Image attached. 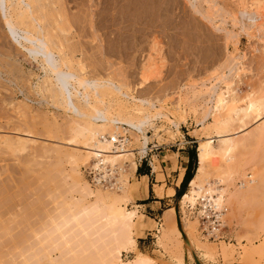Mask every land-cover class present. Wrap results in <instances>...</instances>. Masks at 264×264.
<instances>
[{"label": "rangeland", "instance_id": "obj_1", "mask_svg": "<svg viewBox=\"0 0 264 264\" xmlns=\"http://www.w3.org/2000/svg\"><path fill=\"white\" fill-rule=\"evenodd\" d=\"M57 1L43 0L42 3H47H44L46 10L38 6L34 9L38 19L43 17L41 21L48 25V34H53L49 36L62 47L56 53L62 52L67 63L86 77L101 82L109 80L120 87L119 90L102 87L100 98L90 96L95 105L109 104L113 111L137 116L149 110L166 115L155 118L146 129L149 135L146 154L141 159L138 154L136 157L130 154L122 160L126 198H119L115 205H125L134 210L135 216L130 227L134 245L123 249L119 258L125 262L141 255L148 257L151 264H264V230L255 217L261 212L260 207L264 210V198L248 202L249 198L243 195L244 201L239 195L237 204L236 201L225 204L223 227L216 238L208 236L201 222L193 218L195 214L191 210L196 205H186L180 212L183 220L178 218V224L184 236L175 212L178 216L179 199L195 177L198 147L207 135L212 136L215 146L218 131L231 135L238 132L235 139H240L236 147L239 163L231 185L234 182L237 186L248 175L252 179L257 175L255 167L260 162L255 155L260 153L261 158L264 139L259 142L256 133L264 128V111L258 121L253 115L245 117L244 122L237 120L225 128L222 126L223 129L217 125L204 128L200 122L205 108L211 105L207 103L211 86H223L219 80L225 75L231 76L239 105L260 98L264 104V47L251 26L254 17L247 8L249 0H62V15ZM1 10L0 7V136L28 138L34 143L23 150L0 144V264L34 262L38 255L39 264H73V257L78 258L76 263L100 264L97 253L104 241H108L107 237L101 238L103 229L93 235V245L87 244L83 234L76 239L74 230L68 231L65 237L69 245L63 250L64 255H59V250L51 251L58 239L56 235L48 241L42 237L53 220H58L68 209L80 210L98 204L104 208L113 202L105 195L122 192L90 182L84 168L93 165L94 159H84L81 138L78 144L68 142L73 134L71 126L83 121L72 112L54 106L57 98L46 92L51 78L46 84L42 82L46 75L40 59L30 57L9 36ZM147 53L152 55L157 74L144 81L140 70ZM120 91L147 99L154 107L149 108L138 100L130 101ZM208 121L211 122L210 117ZM241 128L244 129L240 131ZM131 137L125 149L135 152L132 149L141 143ZM251 156L256 160L251 165L258 164L254 169L250 164L247 167ZM175 158L179 169L175 167ZM211 159L205 160L204 169L209 170L204 171L207 179L203 173L195 186L206 188L217 180L211 168L216 161ZM186 169L189 176L183 181ZM225 183H220L222 188L230 182ZM85 184L92 192L85 191ZM173 225L180 234L173 231ZM44 251H50L56 259L48 262L42 257ZM89 256L93 257L92 263Z\"/></svg>", "mask_w": 264, "mask_h": 264}, {"label": "bare ground", "instance_id": "obj_2", "mask_svg": "<svg viewBox=\"0 0 264 264\" xmlns=\"http://www.w3.org/2000/svg\"><path fill=\"white\" fill-rule=\"evenodd\" d=\"M42 1L43 0H41V5H40V3H38L40 2L39 0H0V7L2 9L1 10L2 13L4 10V15H3L4 21L3 19L2 21L5 24L3 25L6 26V30L9 36L13 40H15V43H18L20 47H23L28 52L27 54L30 57L35 58V59H38V58L40 59L42 68L44 70L42 71L45 72L44 74L46 75L45 78H43L42 82L46 84L48 81V78L49 79L51 78L52 80L51 83L48 81L49 83H47L48 86L46 85L47 86L46 92L47 91L51 92V97L54 98L55 96L57 98L56 100L57 102H55V104L56 103L57 104L54 106H60L64 110L72 112L73 116L78 118V120L83 121V123L77 126L75 125L71 126L70 130L71 132H73V134L68 139V142L72 144H78L79 142L78 139L81 138L82 141L80 145L81 147L84 148L83 149L84 159L85 160L89 158L94 159L95 162L93 165H89L84 168L85 174L89 178L90 182L92 184L101 186L100 184H98L99 182L94 176L91 177L87 174L88 171L93 170L94 172L97 170H101L104 173H106V171H109L111 174H114V172H116L117 174L116 180L118 181L119 186L117 188H110V189H114V190L120 189L122 192L121 195H117L115 192L108 193L110 195L108 194L105 195L106 198H112L113 202L109 206H106L104 208H102L101 204H98L95 207H84V208H81L80 210L74 209L73 211H70L68 209L66 212L62 213V215L59 217L58 220H53L52 226L49 228V230H47V232H45V235H44L45 237L43 236L42 240L48 241L50 240L52 235H56L58 239H57V242L53 243L54 245H52L53 247L51 251L59 250L60 252L59 255H64L63 250L66 248L67 245H69V239L65 237L68 231L74 230L75 234L73 233L74 234L73 238H76V239L81 234H83L84 237L86 238L87 244L89 245L90 243L93 245V241L95 240V239L94 240L92 239L93 235L96 232H98L99 229H103L105 232V235L103 232L102 234L103 236H101V238L107 237L108 241H104L102 239V241H104V245L102 249L100 250V252L97 253L99 255L98 260L100 264H151L150 259L148 257L146 258L141 255L137 256L136 259L134 258L132 261L129 260L125 262H123L119 258L121 251L123 249L128 250L129 247H132L134 245V239L131 236L130 227L132 225V219L135 216L134 215L135 212L134 210L127 209L125 205L116 206L115 202L119 201L120 200L119 198L122 199L124 197L123 194H125V189L122 187L125 183H123V179L121 178L122 172H125V167L122 163V160L125 159L130 154L131 155L133 154L134 157H136L138 154L139 159H141L146 154V148L149 143V135H147L146 129L152 126L153 120H155V118L157 117L161 118V116H166V115L159 111L152 113L149 110V111H146L143 115L137 116L132 112L113 111L111 106L105 103L102 104V106L100 107L96 106L95 102L90 99V96L100 98V89H102V87L104 86H111L112 88L116 90H119L120 87L109 80L107 81L105 80L104 82H101L99 81V79L88 78L83 73L76 71L74 67L72 65L70 66L67 63L68 61H66V59L63 58L66 56H61L62 52L60 54L57 52L58 56H56L57 55L56 50L61 51L62 47L59 44H58L59 46L56 44L57 41H55L54 38H53L54 40H52V37L50 36L53 34H51V32L50 34H48L49 33L47 31L49 29V27H47L48 25L46 26L43 23V21H41V19L44 20L43 17H39L38 19V15L34 14L35 13L34 9L37 6L39 7V8L37 7L38 9H40V7L44 9L47 7V5H45L47 3L44 2L45 3L44 4L42 3ZM62 2H63L62 0L57 1L58 7H59V10L58 8L57 10L59 13H61V15H62V12H60V9H61L60 7L63 6ZM244 5L245 4H243V6ZM247 8L254 17L253 22H252L253 25L251 26L255 27L257 31L256 33H258V38L263 43L262 45L264 47V0H249ZM91 12L93 11L91 10ZM240 12L244 13V10L241 9ZM249 27L250 25L248 26V28ZM249 32H248V35H249ZM150 48L154 49L155 47L153 48V46H151ZM63 54L65 53L63 52ZM156 70L157 69L155 68V65L152 62V55L151 53H149L141 65L140 71H141V76L143 77L142 79L146 81L151 76H154L155 74H157ZM44 74L42 77H44ZM225 76H223L219 80V83H224L223 86L215 84V85H212L210 88V91H211L210 98L208 99L207 103L210 102L211 105L205 108V113H204L205 115L203 119H201L202 121H200L202 124V127L204 128L205 127L210 128V127H214L217 125L216 127L220 126V128L223 129V127L225 128L227 127V125L233 124V121L237 122V120H239L242 122L245 119V117L249 118L254 115L253 118L255 119V121H258L259 119L263 117V111H264L263 100L261 98L260 99H249L245 104L239 105L238 104L239 98L237 96V92L235 91L236 89L233 88L231 85L232 84L231 79H230L231 76L227 78ZM120 93L125 97H130L131 98L130 101L138 100L142 102L143 104H147L146 106L149 108L154 107L153 103L149 102V100L147 99L145 100V99L136 98L135 96H131L124 91H120ZM51 97H47V98H51ZM47 98L45 97V99ZM53 102L54 100L52 101V103ZM209 117L211 118V122L208 121L209 123H207V119ZM211 123H213V125ZM242 126H244V124ZM118 127H121V129L119 132L116 133V130L118 129ZM243 129L244 128H241L240 131H242ZM263 129L264 128L259 130L258 134L256 133V138L258 137L257 140H259V142H261L264 139ZM123 131L126 134H128V139L125 145L123 146L124 149H113L114 148L113 144L109 141L108 137L106 138L105 135H108L110 137H115L116 134H119ZM218 132L219 133L216 135V137H218L217 145L215 146L212 145V142H213L212 136H209V135H207L208 137H205L199 144L198 169L196 171L195 177L190 180L187 191L184 192L179 199V202H178V209H179L178 214L179 215L178 216H177V210H175L176 218H177L176 219L177 225H178V228L182 231L183 236H184V232H183V229L180 228L181 226L179 225L180 223L178 224V218L183 220L181 214L186 205H188V207L189 206L194 207L195 205L201 206L199 207V210L196 212V214L194 213L195 215L193 216V218H195V220L197 219V221L199 220L201 222V225H204V226H205V223L200 220L199 218L200 215L201 214L209 215L210 212L208 211V207L210 209L218 210L220 214H215V217L217 216V218L221 222V226L223 227L222 220H223L224 211L222 208L225 204H227L228 206L232 202L234 204L235 203L234 201H236V204H237L238 201H240L236 199V198H239L237 197L239 195H242L241 198L243 199L244 197L249 198V200L247 199L248 202L250 201V199L252 202L254 199L257 201V199L259 198L261 199L264 198V146L261 147V150H263L261 153V158L259 156L260 153L258 154L259 157L257 156L258 158L255 155V159L257 160L259 159L258 162L260 163L258 162L257 163L260 166H258V164H256L258 167H255L256 166L255 164H254L255 166H252L254 163L253 160H255L253 159L254 155L251 156L252 161H250L251 159L247 160L248 161L247 167H249V164L251 165V162H253L250 167L251 168L253 167V169L254 167L257 168L255 169V173H257V175H255L256 178L254 177L252 179V177L248 175L249 178L251 177L250 179L248 178L247 180L243 182L240 181V183H237L238 184L237 186L234 185V182L231 185V181L233 180L232 179L233 175L236 173L238 163H239L238 160L236 159V151H237L236 147L240 144V139L239 140L235 139V135L238 133L235 131L232 135L229 134L227 131L223 133L224 132L223 130L221 132L220 131ZM129 134L131 136L133 135V137L135 139H138L141 143L140 147H135L132 149V150H136L135 152H131L128 149H125L128 143L131 141L129 139V137H131ZM33 143L34 141H31L28 138L27 139L21 138V137L11 138L8 135L0 136V144L1 145L4 144L5 146L11 149L23 150L28 146L32 147ZM209 157H211L214 160V162L216 161V163L215 164L213 163V166L212 167L209 166V168L211 167L214 170L213 172L217 174V180L214 183H208V185H206L207 186L206 188H202V186L200 185L195 186L199 182V179L202 177L204 171L205 172L209 171V170L206 171L207 166L205 165V160L208 159ZM97 158L101 160L102 162L101 165H99L98 163L99 161L97 160ZM134 165H136V161L133 162V166ZM204 165L206 166L205 169H204ZM245 166L246 164L244 163V167ZM241 170L242 169H240V171ZM203 176L206 177L205 173ZM223 181L224 183L225 182L226 183L230 182V183L229 185L227 183L228 185L227 187H225L226 186L225 185L222 188L221 187L222 185H220V183H222ZM230 185L232 186V189L231 187H229ZM233 186H235L236 189H234ZM84 189L88 193L92 192V189H90L88 185L86 184H85ZM243 195L245 196L243 197ZM0 198H2L1 193H0ZM260 206H263V205H260ZM260 208L262 212L263 207H260ZM191 212L193 211L191 210ZM261 214L264 215V212ZM261 214L259 217L258 215L257 216L255 215V217H256V220L258 219V221L260 222V225L262 224L263 230H264V216H262ZM0 217H2L1 214H0ZM69 224H72V225L68 229L66 228L65 230L64 228ZM174 225H173V231H176L177 233L178 231L177 227L176 226L174 227ZM260 225L258 226L260 227ZM262 226L260 227L261 229H262ZM205 233L209 236L208 231ZM220 233H221V230L218 233V236ZM178 234H180V231H178ZM190 236H191V233H190ZM214 237L216 238L217 236L214 235ZM203 246L205 247L206 245H202V247ZM67 251H70V250H67ZM42 257L47 258L48 262H53L56 259L55 256H52L50 251L49 252L44 251ZM39 259L40 258L38 255L36 256L34 262L24 260L22 264H39ZM90 260L92 263L94 261L93 257L92 259L90 257ZM72 262L73 264H80V263H76V262H79L78 258L76 257H73ZM94 263L95 262H93V264Z\"/></svg>", "mask_w": 264, "mask_h": 264}, {"label": "built area", "instance_id": "obj_3", "mask_svg": "<svg viewBox=\"0 0 264 264\" xmlns=\"http://www.w3.org/2000/svg\"><path fill=\"white\" fill-rule=\"evenodd\" d=\"M123 128V127H122ZM106 138L108 137L109 141L113 144V149H124L123 146L125 145L127 139H128V134H126L124 131L116 134L115 137H110L108 135H105ZM152 148V146L150 147ZM156 148V147H155ZM97 160L99 161V165L102 164L101 160L97 158ZM87 174L89 176H94L97 181L98 184H100L101 186L104 187H109V188H117L119 186L117 179V174L116 172H114V174H111L109 171H106V173L102 172L101 170H97V171H88ZM199 205H196V207L193 210V212L196 214V212L199 210ZM203 209V208H201ZM208 211L210 212L209 215H200V220L202 222L205 223V226H203V230L205 232H209V236L214 237L218 236V233L220 232L222 226H221V222L220 220L217 218V216L215 217V214H220V212L218 210L215 209H210L208 207Z\"/></svg>", "mask_w": 264, "mask_h": 264}, {"label": "crops", "instance_id": "obj_4", "mask_svg": "<svg viewBox=\"0 0 264 264\" xmlns=\"http://www.w3.org/2000/svg\"><path fill=\"white\" fill-rule=\"evenodd\" d=\"M175 160H176V162H175V167L179 169L180 165H178L177 158H175ZM170 163H171V162H170ZM171 165H172V164H171ZM176 168H173V170L176 169ZM178 175H179V172H178V170H177V173H176V179H177V176H178ZM175 185H176V184H175Z\"/></svg>", "mask_w": 264, "mask_h": 264}, {"label": "trees", "instance_id": "obj_5", "mask_svg": "<svg viewBox=\"0 0 264 264\" xmlns=\"http://www.w3.org/2000/svg\"><path fill=\"white\" fill-rule=\"evenodd\" d=\"M137 172L140 173L139 170H137ZM188 176H189V175H188V170L186 169L185 172H184L183 181H184L185 179H187Z\"/></svg>", "mask_w": 264, "mask_h": 264}]
</instances>
